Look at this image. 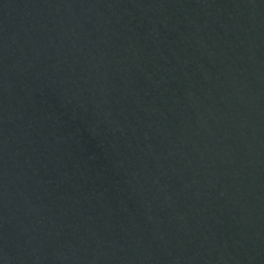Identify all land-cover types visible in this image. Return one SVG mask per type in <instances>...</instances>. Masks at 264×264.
I'll use <instances>...</instances> for the list:
<instances>
[{"label": "water", "instance_id": "95a60500", "mask_svg": "<svg viewBox=\"0 0 264 264\" xmlns=\"http://www.w3.org/2000/svg\"><path fill=\"white\" fill-rule=\"evenodd\" d=\"M216 0H0V264H154Z\"/></svg>", "mask_w": 264, "mask_h": 264}]
</instances>
